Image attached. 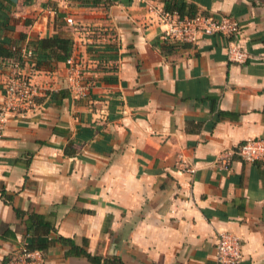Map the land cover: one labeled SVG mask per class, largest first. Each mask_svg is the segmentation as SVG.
Wrapping results in <instances>:
<instances>
[{
	"label": "crops",
	"instance_id": "obj_1",
	"mask_svg": "<svg viewBox=\"0 0 264 264\" xmlns=\"http://www.w3.org/2000/svg\"><path fill=\"white\" fill-rule=\"evenodd\" d=\"M182 1L236 19L246 59L218 35L161 40L162 0H0V48L70 35L87 86L69 92L64 61L37 67L38 106L5 123L0 264L32 238L41 264H95L58 237L111 264H218V231L238 237V264H264V159H218L264 139V0Z\"/></svg>",
	"mask_w": 264,
	"mask_h": 264
},
{
	"label": "built area",
	"instance_id": "obj_2",
	"mask_svg": "<svg viewBox=\"0 0 264 264\" xmlns=\"http://www.w3.org/2000/svg\"><path fill=\"white\" fill-rule=\"evenodd\" d=\"M64 20L67 24H73L69 17ZM158 22L161 26L160 39L163 41L195 43L201 36L218 35L223 38V53L227 61L240 63L246 59L245 50L234 41L240 28L236 19L209 13L178 16L175 12L161 9ZM19 51L22 60H11L8 63L7 76L0 91V137L7 121L23 118L38 106L36 97L40 95L41 89L32 79L36 69L32 60V49L23 46ZM65 63L66 88L71 94L83 95L87 86L79 84L80 70L70 58ZM232 156L244 162L264 159V139L248 137L234 150L221 152L219 166L226 169ZM180 166L187 172L193 171L192 167L184 163ZM214 257L218 264H238L242 257L238 237L227 231H218ZM42 258L40 251L27 250L22 245L3 264H41Z\"/></svg>",
	"mask_w": 264,
	"mask_h": 264
},
{
	"label": "trees",
	"instance_id": "obj_3",
	"mask_svg": "<svg viewBox=\"0 0 264 264\" xmlns=\"http://www.w3.org/2000/svg\"><path fill=\"white\" fill-rule=\"evenodd\" d=\"M80 6H94L104 0H77ZM106 2H111L113 0H105ZM163 1V10L175 12L178 16H193L196 14L195 7L186 3L182 0H162ZM30 46V47H29ZM25 46L32 49V60L34 63V68L43 66L51 67L53 63L57 61H66L72 50V38L70 35L64 33H54L50 36L37 39L33 42L32 45ZM22 47V46H21ZM20 46H13L9 49L0 48V55L4 57H10L14 60L21 61L20 57ZM64 154H72L71 151H67L64 147ZM60 242L65 243L70 247L68 254H75L77 256H82L86 260L98 264H111L110 260H107L105 257L99 255H90L83 248L74 245L69 239L58 237ZM27 250H38L43 257V245H38L35 243V240L32 238L28 241L27 245H24ZM72 250V251H71ZM114 264H121V262L116 261Z\"/></svg>",
	"mask_w": 264,
	"mask_h": 264
}]
</instances>
